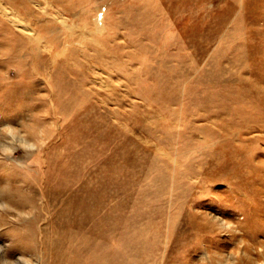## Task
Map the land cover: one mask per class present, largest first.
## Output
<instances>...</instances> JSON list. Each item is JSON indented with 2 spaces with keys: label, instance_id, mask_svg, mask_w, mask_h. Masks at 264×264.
Instances as JSON below:
<instances>
[{
  "label": "rangeland",
  "instance_id": "rangeland-1",
  "mask_svg": "<svg viewBox=\"0 0 264 264\" xmlns=\"http://www.w3.org/2000/svg\"><path fill=\"white\" fill-rule=\"evenodd\" d=\"M0 248L264 264V0H0Z\"/></svg>",
  "mask_w": 264,
  "mask_h": 264
},
{
  "label": "bare ground",
  "instance_id": "bare-ground-1",
  "mask_svg": "<svg viewBox=\"0 0 264 264\" xmlns=\"http://www.w3.org/2000/svg\"><path fill=\"white\" fill-rule=\"evenodd\" d=\"M13 21H14V20H13ZM31 147H32V146H31ZM75 200H76V199H75ZM29 202H30V201H29ZM31 234H32V232H31ZM47 234H48V233H47ZM32 235H33V234H32ZM35 236H36V235H35ZM35 236H32V237H33V240H32V241L35 240V239H34ZM38 236H39V235H38ZM32 237H31V238H32ZM58 238H60V236H59ZM58 238H57V239H58ZM36 240H37V239H36ZM57 241H58V240H57ZM67 242H68V241H67ZM49 243H50V242H49ZM55 243H56V242H55ZM50 244H51V243H50ZM53 244H54V243H53ZM70 244H71V243H70ZM70 244H69V245H70ZM41 245H42V244H41ZM48 245H49V244H48ZM63 245H64V244H63ZM71 245H72V244H71ZM51 246H52V245H51ZM76 246H77V245H76ZM76 246H75V247H76ZM81 246H82V245H81ZM1 247H2V246H1ZM54 247L56 248V246H54ZM54 247H53V248H54ZM65 247H66V246H65ZM69 247H70V246H69ZM38 248H40V246H39ZM38 248H37V249H38ZM51 248H52V247H51ZM0 249H2V248H0ZM68 249H69V251L72 250V249H70V248H68ZM4 250H5V249H4ZM38 250H39V249H38ZM62 250H63V249H62ZM66 250H67V247H66ZM1 251H2V250H1ZM73 251H74V250H73ZM73 251H72V252H73ZM53 252H54V251H53ZM56 252H57V251H55V253H56ZM91 252H92V251H91ZM77 253H78V252H77ZM6 254H7V253H6ZM72 254H73V253H72ZM78 254H79V253H78ZM87 254H88V252H87ZM92 254H93V253H92ZM19 255H20V254H19ZM76 255H77V254H76ZM79 255H80V254H79ZM89 255H91V254H89ZM7 256H8V255H7ZM52 256H54V255H52ZM73 256H74V255H73ZM1 257H2V256H1ZM77 257H79V256H77ZM80 257H81V256H80ZM90 257H91V256H90ZM90 257L88 258V260L90 259ZM22 258H23V256H22ZM74 258H75V257H74ZM32 259H33V258H32ZM50 259H52V257H51ZM67 259H68V257H67ZM70 259L73 260V259H72V255H71V258H70ZM14 260H15V259H14ZM16 260H17V258H16ZM22 260H23V259H22ZM29 260H31V259H29ZM76 260L78 261V258H76ZM80 260H81V259H80ZM88 260H87V261H88ZM10 261H11V260H10ZM23 262H24V261H23ZM70 262H71V261H70ZM72 262H73V261H72ZM88 262H89V261H88ZM8 263H9V262H8ZM83 264H85V263H83Z\"/></svg>",
  "mask_w": 264,
  "mask_h": 264
},
{
  "label": "clouds",
  "instance_id": "clouds-1",
  "mask_svg": "<svg viewBox=\"0 0 264 264\" xmlns=\"http://www.w3.org/2000/svg\"><path fill=\"white\" fill-rule=\"evenodd\" d=\"M4 129H8V128H14L13 126H9V125H6L3 127Z\"/></svg>",
  "mask_w": 264,
  "mask_h": 264
}]
</instances>
